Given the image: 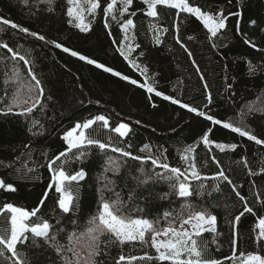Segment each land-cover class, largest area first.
<instances>
[{"label": "trees", "instance_id": "trees-1", "mask_svg": "<svg viewBox=\"0 0 264 264\" xmlns=\"http://www.w3.org/2000/svg\"><path fill=\"white\" fill-rule=\"evenodd\" d=\"M190 3L204 10L218 8H226L227 11L242 10V32H246L258 48L264 49V31L260 30L264 28V0H242L239 5L237 0H233L231 5L227 3V0H190ZM47 7L40 0H29L27 6L23 0H0V17L44 35L46 40L63 43L132 79L144 82L145 76L132 67L116 51L117 44L112 43L113 38L118 42L123 40V34L115 21L109 18L112 32V36H109V29L104 27V18L100 11H97L95 18L85 12V21L91 23V30L81 32L73 24L68 23L67 0H55L52 12L47 11ZM144 7L146 6L141 3V0H134L131 10ZM158 10L161 11L162 17L159 23L169 28V32L161 37L163 43L154 44V34L148 30L150 18L138 11L132 18L137 24L135 43H139L141 47L129 57L140 65L141 70L147 68L146 75L150 78L149 82L154 83L158 91L178 98L183 103L197 107L222 121L236 120L240 116L241 109L247 111L245 107L247 104L259 105L261 100H264V51H257L243 43V37L235 32L234 18L230 19L228 29L224 33L223 43L226 47L213 49L206 39L207 33L202 24L195 17L181 14L182 22L178 21L179 35L193 53V56L189 58L174 39L176 33L172 24L176 19L175 10L162 7ZM251 19L257 21L256 26L248 23ZM0 29H3L0 31V43H7L15 52H19L30 61L29 65H25L18 58L14 61L11 59L12 53L0 48V97H4L6 89L9 94L15 90V85L11 82L6 83L13 66L20 69L22 78L29 80L27 68L32 67L42 81L45 97H52L51 100L44 101L46 107L43 112L36 110L29 117L0 114V160L8 164L16 160L22 152H30L31 159L25 162L30 167L36 168L35 173L29 174L28 178L20 179L11 169L0 166V178H3L6 183L14 184L18 189L15 193L0 190V207L8 202L29 211L38 206L51 179L46 166L48 161L42 153L47 152L48 157L51 158L63 151L66 144L61 136L78 121L104 115L109 120L110 128L118 126L121 122L127 123L132 131L124 138H119L109 129H102L98 136L95 133L91 134L104 143H109L108 137L111 136L113 138L111 143L135 155H147V153L139 152L145 144L151 146L152 154L156 156L166 149L165 162L172 167H181L182 170L186 167L180 160L183 149L189 145L195 146L202 134L211 128V140L236 143L239 147L234 152L228 150L220 152L213 146L209 152L200 144L195 151L197 169L203 176L212 177L218 169L212 162L211 156H216L221 162L226 174L238 186L248 206L255 212V215L245 213L237 225L236 255L240 257L241 253L264 254L256 242L260 231L259 219L264 218V204L260 202L264 199V173L260 171L264 167V146L248 141L247 138L223 129L220 125H213L210 121L188 112L179 105L165 101L162 97H156L154 93H147L136 85L104 73L55 48L52 44L20 32L19 29H12L2 23H0ZM189 36H193L194 39L188 40ZM220 42L217 41L218 44ZM141 51L144 53L143 56L139 55ZM192 60L196 61L205 81L200 79V73H197ZM249 62L256 66L254 74L249 72ZM205 82L209 86L207 91H210L213 97L211 104H208L205 98L206 91L203 86ZM228 84L232 85L230 89L227 88ZM149 96L152 97L151 101L148 99ZM8 102L5 97L3 102H0V109H3ZM152 103H155L157 107H152ZM206 104H208L207 108L204 107ZM33 118L40 120L43 124L42 136L33 137L28 132ZM137 120L140 124L136 123ZM245 123L258 138L264 139V114L257 112L255 115L247 116ZM39 130V125L33 129V131ZM26 144L29 145L28 149L24 148ZM128 144L132 147L127 148ZM107 155L119 157L118 153L110 151L102 153L99 149L92 148L89 150L88 158L83 162L73 160L66 167L69 174H73L80 168L87 173L86 178L79 182L81 187L76 212L77 231H83L86 228L88 219L96 214L102 196L105 199L115 198L112 193L102 191L105 184L103 176L107 175L115 180V191L119 192L123 201L126 202L123 208L124 215L131 218L149 220L160 218V227H166L168 225L163 219V213L168 211L176 215L180 212L181 205L186 202L191 203L196 211L207 210L217 215L219 235L216 236V243L211 242L213 235L211 233H204L201 242L207 243V255L210 257L224 259L232 255L233 230L230 220L238 215L243 207L230 185L220 180H205L203 183L208 190L219 184L221 191L213 192L211 197L206 194L194 195L187 201L176 195L161 199V196L169 191L167 183H149L147 186L137 187L136 181L131 177L140 175L137 169L141 167V164L130 158H120L121 161L126 160V163L120 168L119 175L104 173ZM241 157L247 158L249 167L257 175H248V169L240 162ZM24 159L21 156V160ZM15 166L20 167V161H16ZM144 167L151 174L150 162ZM156 171H162V169L157 168ZM133 189H135L133 199L129 201L128 196ZM258 197L260 199H257ZM54 199L55 194L50 193L49 199L45 201V206L41 210V214L46 219L51 220ZM138 208H142L143 212L137 211ZM6 226L10 227V225ZM175 226H179L178 222ZM67 230L70 232L72 226L68 225ZM102 239L109 241L108 236ZM145 239L147 244L135 241L125 244L122 248L109 242L108 255L102 257L104 264H115L121 254L131 257L141 256L147 252L155 256V249L151 247V234L146 233ZM61 240L66 242L64 236ZM18 250L22 257L29 259L33 257L35 251L30 243L18 245ZM50 255L51 260L46 264H54L56 261L55 255L51 253ZM0 264H4L3 258H0ZM121 264H127V261ZM133 264H147V262L134 261ZM224 264H233V262L224 260Z\"/></svg>", "mask_w": 264, "mask_h": 264}, {"label": "snow or ice", "instance_id": "snow-or-ice-1", "mask_svg": "<svg viewBox=\"0 0 264 264\" xmlns=\"http://www.w3.org/2000/svg\"><path fill=\"white\" fill-rule=\"evenodd\" d=\"M41 3L46 4L47 11L52 12L54 8L55 0H40ZM233 0H227V3L231 5ZM242 0H237V4H241ZM25 6L28 5L29 0H23ZM141 3L146 6L144 8L133 9L134 0H67L66 15L69 17L68 23L73 24L79 31L88 32L91 30V23L85 21V12L93 18H95L97 11L99 10L104 18V27L109 29L108 35L112 36L110 29L109 18L115 21L120 32L123 34V40L117 41L113 38L112 43L117 44L116 51L129 62V64L139 70L141 75L145 76L144 82H140L137 79H132L128 75H124L120 71L105 65L95 58H91L79 51L73 50L63 43L55 40H46L44 35L37 32L30 31L27 27H22L15 22L0 17V23L8 25L12 29H19L20 32L31 35L40 41L54 45L55 48L61 49L64 53H68L70 56L77 58L80 61L94 66L96 69L102 70L104 73H109L114 77H118L121 80L127 81L132 85H136L141 89H144L147 93H154L156 97H162L165 101H170L174 105H179L181 108L186 109L190 113H195L197 116L203 117L205 120L210 121L213 125H220L223 129L230 130L232 133L238 134L240 137L247 138L248 141L255 142L257 145L264 146V139L258 138L246 125L245 119L247 116L255 115L257 112L264 114V100H261L259 105L249 103L245 107L247 111L241 109L238 119L233 121H222L215 118L213 115L208 114L205 111H201L197 107H192L187 103H183L180 99L165 95L163 92L158 91L154 83H150V78L147 77V68L141 70L140 65L134 60H130L129 57L133 52L141 47L139 43H135L136 40V28L132 17L137 15V12H143V14L149 19L148 30L154 34V44L160 45L163 43L162 35L169 32V28L163 27L159 21L161 20V7L167 10H175V20L173 21L172 28L176 35L174 36L176 44H178L184 52L187 53L189 58L193 56V53L189 50L187 45L182 41L180 33V23L182 22L181 14H185L188 17H195L199 21L203 28L206 30V39L211 44L213 49L219 47H226L223 43L224 33L228 29L230 19H235V32L237 35L243 37V43L250 48L257 51H264V49L258 48L255 41L248 37L246 32H242L241 21L243 19L242 10L227 11L226 8H218L216 10H204L198 5H193L190 0H141ZM179 21V22H178ZM248 23L252 26L257 25L255 19H251ZM3 29H0L2 31ZM264 31V28L260 29ZM188 40L194 39L193 36H189ZM221 41L219 44L217 41ZM126 42V43H125ZM0 48H4L8 53H12L11 59L23 61L25 65H29L30 61L25 56L20 55L19 52H15L12 47L7 43H0ZM140 56L144 53L141 51ZM193 65L196 67L197 73H200V79L205 81V77L195 60H192ZM226 67V66H225ZM256 66L249 62V72L254 74ZM7 75V74H6ZM27 76L29 79L21 77L20 69L13 66L11 69V75L6 83L11 82L15 85V90L9 94L7 89L4 92V97H0V102L6 97L8 103L5 104L3 109H0L2 115H17L29 117L36 110L44 111L46 105L45 100H51V96L45 97V90L42 85V81L37 77L32 67L27 68ZM204 89L206 91V100L208 104L212 103L213 97L210 91H207L208 84L204 83ZM232 85L228 84L227 88H231ZM148 99L151 101L152 97ZM83 103V101H81ZM97 103H99L97 101ZM208 104L204 107L207 108ZM152 107H157L155 103H152ZM19 109V111H14ZM140 124V121H136ZM39 125V131H33V129ZM96 126V127H94ZM102 129H109L118 135L119 138H124L132 131L131 127L127 123H119L118 126L110 128L109 120L104 115H96L90 119L78 121L70 129L66 130L61 136L62 141L66 144V148L60 151L59 154L49 158L47 152L42 155L47 159V169L51 174L50 183L47 190L42 194L41 199L38 202V206L32 210L15 206L13 203H4L0 207V258H3L4 264H46L51 260V254H54L56 261L54 264H104L102 257L108 255V243L111 242L120 246L121 248L131 242L139 241L142 244H147L145 239L146 233L151 234V247L155 249L156 255H149L147 252L141 256L126 257L123 254L115 261V264H121V262L127 261V264H133L134 261L147 262V264H224V260H231L233 264H264V255L249 253L246 256L241 253L240 257L236 255V241L237 233L236 228L239 224L241 217L245 213L255 215L253 208L248 206L245 196L241 195L238 190V186L234 184L229 175L221 166V162L216 156H211V160L216 164L218 171L212 177L203 176L197 169L195 163V151L196 147L202 144L205 148L211 152L213 146L220 152L235 151L239 145L236 143H222L216 142L210 139L212 129L209 128L205 131L198 143L193 146L189 145L183 149L180 155V160L186 165L182 170L181 167H172L166 161L167 157L164 152H161L159 156L153 155L151 146L148 144L143 145L140 149V153H147V155H135L133 152L125 150L124 148L117 147L112 141V137L109 136V143L101 142L100 139L95 138L91 133H95L96 136L100 134ZM28 132L33 137L42 136L43 124L40 120L33 118L31 120ZM132 145L128 144L127 148H131ZM25 149L29 148V145H24ZM92 148L99 149L102 153H118L119 157L107 155L104 166V173H112L113 175L120 174V168L126 163V160L121 161L122 158H130L133 161H138L141 167L137 169L140 173L139 176H132L131 179L136 181L137 187L147 186L149 183L164 182L168 184L169 191L165 192L161 199H167L171 195H176L180 198H184L186 201L188 198L194 195H207L212 196L213 192H220L221 188L219 184L208 187L203 183L205 180H220L226 182L231 186V190L238 197L242 203L243 210L235 215L230 220V224L233 230L232 239V255L225 257L224 259H216L207 255L208 245L206 242L202 243L203 234L211 233L212 243H216L217 232V215L207 210H194L191 203H184L181 205V210L176 215L172 212H164L163 219L167 221L166 227H160V218L155 220H149L147 218H131L124 215L123 208L126 206V202L123 201L119 192L115 191V180L104 175L105 184L102 191L110 192L115 197L114 199H105L103 196L100 199V203L97 206V212L92 215L87 221V226L83 231H77V218L76 212L78 210V202L80 196V181L86 178V171L83 168L75 171L73 174H69L66 171V167L70 165L71 161L83 162L88 158L89 150ZM75 150V152L73 151ZM69 154H72L71 156ZM21 156L24 160H21ZM31 159L30 152H22L20 156L16 157V160L4 164V161L0 160V166L11 169L20 179L29 177V174L35 173L36 168L30 167L25 161ZM16 161H20V167H16ZM151 164V174L144 165ZM243 166L248 169V175H257L248 165L246 157H241ZM162 169V171H156V169ZM264 173V167L260 169ZM0 190L9 193L17 192V187L12 183H6L3 178H0ZM133 189L128 196L129 201L133 199ZM50 193L55 194L54 207L51 209V220L44 218L41 214L42 208L45 206V201L49 199ZM257 199H260L259 197ZM260 202L264 204V199ZM137 211L143 212L142 208H138ZM54 221V222H52ZM179 224L178 227L175 225ZM6 225H10L7 227ZM71 225L72 230L69 232L67 226ZM189 226V227H185ZM259 234L256 237V242L261 251H264V218L259 219ZM30 234V235H29ZM66 238V242H62L61 237ZM108 236L109 241H105L102 237ZM159 237H165L166 239H158ZM30 243L35 251L31 259L22 257L18 245H25ZM10 254V255H8Z\"/></svg>", "mask_w": 264, "mask_h": 264}, {"label": "rangeland", "instance_id": "rangeland-1", "mask_svg": "<svg viewBox=\"0 0 264 264\" xmlns=\"http://www.w3.org/2000/svg\"><path fill=\"white\" fill-rule=\"evenodd\" d=\"M185 227H189V226H185ZM158 239H166L165 237H159ZM252 254H261V255H264L262 253H252ZM247 254H245L246 256ZM237 264H239V261H237Z\"/></svg>", "mask_w": 264, "mask_h": 264}]
</instances>
